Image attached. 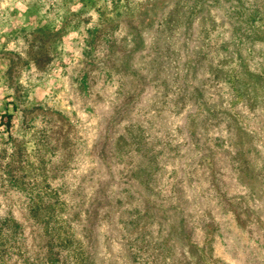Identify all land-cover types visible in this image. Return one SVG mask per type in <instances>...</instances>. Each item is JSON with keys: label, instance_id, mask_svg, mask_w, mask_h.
<instances>
[{"label": "rangeland", "instance_id": "rangeland-1", "mask_svg": "<svg viewBox=\"0 0 264 264\" xmlns=\"http://www.w3.org/2000/svg\"><path fill=\"white\" fill-rule=\"evenodd\" d=\"M0 264H264V0H0Z\"/></svg>", "mask_w": 264, "mask_h": 264}]
</instances>
